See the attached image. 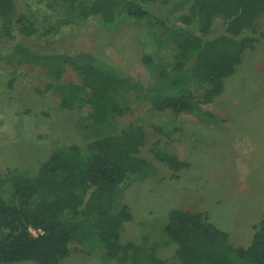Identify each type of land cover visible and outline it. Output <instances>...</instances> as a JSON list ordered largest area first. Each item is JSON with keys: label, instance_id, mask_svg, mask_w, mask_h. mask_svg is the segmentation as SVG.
Wrapping results in <instances>:
<instances>
[{"label": "trees", "instance_id": "trees-1", "mask_svg": "<svg viewBox=\"0 0 264 264\" xmlns=\"http://www.w3.org/2000/svg\"><path fill=\"white\" fill-rule=\"evenodd\" d=\"M157 1H35L36 5L44 2L49 12L68 15L54 30L89 18L105 24L120 16L146 21L161 29L169 41L173 67L161 70L154 83L143 89L140 83L101 70L88 53L36 54L23 45H12V53L1 59L44 69L50 78L46 91L58 96L60 109H85L79 127L97 137L82 145L56 148L39 164L34 177L18 171L0 175V264H58L80 251V243L100 247L105 258L117 264H167L155 248L120 240L122 225L132 221V214L125 204L114 210V194L119 186L146 178L151 168L139 154L148 141L144 122H121L131 111L123 93L141 94L153 120L168 113L174 118L200 117V107L222 94L224 79L240 65L242 53L263 41L264 0H160L159 7H171L166 17L157 15ZM50 24L47 16L40 22L16 14L15 0H0L1 43L18 35L31 37L37 34V25L50 34ZM144 61L148 66L152 63L149 55ZM66 70L75 80L63 82ZM194 83L200 88L197 96L188 86ZM163 129L151 128L168 140L182 132ZM158 155L173 173L184 166L173 156ZM6 185L13 189L12 205L3 198ZM253 230L248 246L233 247L228 235L203 214L183 210L169 211L162 227L176 247L169 259L175 264H264V220Z\"/></svg>", "mask_w": 264, "mask_h": 264}, {"label": "rangeland", "instance_id": "rangeland-1", "mask_svg": "<svg viewBox=\"0 0 264 264\" xmlns=\"http://www.w3.org/2000/svg\"><path fill=\"white\" fill-rule=\"evenodd\" d=\"M35 1L15 0L16 14H28L40 22L47 16L53 25L51 33L45 34L44 26L37 25V34L31 37L18 35L0 42V175L18 171L34 177L39 164L56 148L82 145L97 137L79 127L85 109H60L58 96L46 91L50 78L44 69L1 59L12 53V45H23L36 54L88 53L101 70L140 83L143 89L154 83L161 70L173 67L169 41L161 29L146 21L120 16L105 24L89 18L54 30L68 15L49 12L44 2L36 5ZM156 3L158 16H170L171 7H159L160 0ZM260 29L264 33L263 25ZM148 55L150 66L144 61ZM62 80L71 82L75 75L66 70ZM188 86L197 96L199 85ZM123 98L131 111L121 122L143 121L149 132L139 154L151 168L146 178L119 186L114 194V210L125 204L132 214V221L120 230L121 242L146 244L167 264H175L169 259L176 247L163 235L162 227L169 211L183 210L203 214L228 235L233 247L248 246L253 227L264 220V37L242 53L240 65L224 79L222 94L200 107V117L174 118L168 113L153 120L141 94L123 93ZM154 126L182 132L168 140L151 130ZM158 154L177 158L183 168L173 173ZM3 190L4 201L14 204L13 189L6 185ZM83 244L58 264H117L108 261L100 247Z\"/></svg>", "mask_w": 264, "mask_h": 264}, {"label": "built area", "instance_id": "built-area-1", "mask_svg": "<svg viewBox=\"0 0 264 264\" xmlns=\"http://www.w3.org/2000/svg\"><path fill=\"white\" fill-rule=\"evenodd\" d=\"M30 233L33 235V236H37V232L33 231V230H30Z\"/></svg>", "mask_w": 264, "mask_h": 264}]
</instances>
